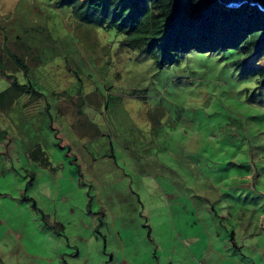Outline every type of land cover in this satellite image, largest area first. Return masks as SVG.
Returning <instances> with one entry per match:
<instances>
[{
	"label": "rangeland",
	"instance_id": "obj_1",
	"mask_svg": "<svg viewBox=\"0 0 264 264\" xmlns=\"http://www.w3.org/2000/svg\"><path fill=\"white\" fill-rule=\"evenodd\" d=\"M37 1L47 8L41 0H0V22L8 35L14 34L7 13L17 6L18 12H24V24L34 25L33 43L53 54L54 48L50 53L48 47L55 36L37 28L49 23L58 27L62 13L52 9L50 19L38 11ZM15 23H20V15ZM77 34L89 69L94 72L96 63L103 67L104 77L97 71L100 80L83 77L82 81L62 56L48 55L52 59L46 66L36 67L40 61L31 59L36 51L25 52L35 78H44L40 81L44 96L28 110H21L23 100L8 108L11 113L0 107V264H29L38 258L41 263L43 256L56 260L58 248H63L66 262L178 264L187 259L188 264L201 263L212 242L235 243L225 235L235 226L238 210L244 213L245 225L235 228L236 242L245 246L241 252L247 254L251 244L264 248V231L254 234L264 222V174L246 192H231L230 187L222 192L217 186L223 172L229 176L240 164L242 129L246 134L248 128L251 135L245 148L249 153L257 151L259 125L252 120L264 116V88L256 77L239 75L220 53L193 54L196 70L185 58L155 69L142 60L143 54L136 50L131 54L116 39L110 41L87 28ZM112 77L119 90L129 92L143 83L147 94L122 95L118 100ZM78 104L83 113L75 116ZM133 117L150 126L143 130L149 143L134 149L124 144L132 133H140V120ZM241 119L240 130L229 129ZM236 131V138L228 137ZM164 139L171 141L168 148L162 147ZM40 147L49 163L33 157ZM177 149L180 163L171 161ZM199 149L211 166L219 165L209 178L214 182L186 185L188 167L182 162ZM200 193L211 194V202L200 199ZM236 250L234 256L239 255Z\"/></svg>",
	"mask_w": 264,
	"mask_h": 264
},
{
	"label": "trees",
	"instance_id": "obj_2",
	"mask_svg": "<svg viewBox=\"0 0 264 264\" xmlns=\"http://www.w3.org/2000/svg\"><path fill=\"white\" fill-rule=\"evenodd\" d=\"M41 2L47 8L40 7L38 1L36 8L46 17L52 18V9L57 14L62 13L60 14L63 18L62 24L58 27L49 23L44 28L41 26L37 28L55 36V39L51 38L52 43L48 47L50 53L54 48L53 54L45 53L41 47L33 43L34 38L31 33L34 25L27 27L24 24V12H18L17 6L7 13L12 20L14 34L8 35L6 27L0 22V37H2L0 41V107L8 113H11L8 108H12L15 103L21 105V100H23L21 110H28L33 104H38V99L44 96L43 85L40 82L44 78L38 75L37 79L35 78L34 68L32 69L26 62L25 52L36 51V54L31 53L32 61H40L34 65L36 67H45L47 61L52 59L48 58V55L62 56L68 62L70 69L75 67L77 73L83 72L90 80H99L97 74L93 76L95 71L89 69L88 62L84 61L82 56L83 51L79 44L81 39L77 31L84 28L109 36L110 41L119 40L129 48L131 54L136 50L149 58L143 57L142 60H148L151 68L155 69L157 66L181 63L185 58L192 63L191 69L196 70L197 58L192 61L193 54L198 52L205 57L203 53H220L225 63L237 69L239 75L254 80L256 77L258 86L264 88V12L254 5L227 7L220 0H41ZM17 13L20 15L19 24L15 23V20L19 18ZM70 17L72 18L68 20ZM18 28L21 29L18 31ZM10 36H12L11 41ZM8 42L13 43L14 47L8 45ZM54 46L58 48V51ZM129 57L133 58L131 55ZM148 68L147 66V72ZM96 69L104 75L102 68ZM43 71L44 69L41 72ZM241 81L247 84L246 79ZM55 88L59 93H63V89L58 90V85ZM133 90L129 96L144 91L147 94V89L143 87ZM116 98L122 100V95L116 94ZM196 121L195 119V124H193L194 133ZM241 121L242 119L236 121L235 124L231 123L229 129L234 130L237 126L240 130ZM252 121L259 125L256 131L257 151L249 153L245 148V141H248L251 135L248 128H246V134L242 129L239 138L240 145L237 144L241 149L238 162L240 164L233 168L229 176L225 172L221 175L220 185L217 186L222 192L229 187L231 192L237 189L246 192L249 185H258L261 175L264 174V116L253 117ZM171 126L173 129L174 124L171 123ZM236 132L237 134L228 133V137L236 138L238 131ZM208 134L209 132L204 131L205 138H208ZM144 136L135 145L148 144V135ZM164 141L161 143L162 147L168 148V143L171 141L169 139H164ZM39 149L38 153L33 151L34 156L32 154L31 156L35 160L49 163L46 151L41 147ZM199 151L195 154H188V160L182 162L188 167L189 177L183 180L186 185L189 181L198 185H208L214 182L213 180L211 182L209 178H212L213 168L219 165L211 166L208 156L201 149ZM176 153L177 155L173 156L171 161L180 163L178 149ZM163 162H159L160 165ZM243 181L250 183L243 185ZM198 197L200 199L209 198L208 202L212 200L211 194L200 193ZM243 214L238 210L235 215V226L229 233L232 241L236 237L235 228L239 224L242 226Z\"/></svg>",
	"mask_w": 264,
	"mask_h": 264
},
{
	"label": "crops",
	"instance_id": "obj_3",
	"mask_svg": "<svg viewBox=\"0 0 264 264\" xmlns=\"http://www.w3.org/2000/svg\"><path fill=\"white\" fill-rule=\"evenodd\" d=\"M147 124L144 122L143 119H140V123L138 124L139 127H142L143 129H147ZM146 135H148L146 133ZM143 137V132L141 135L137 136V139H141ZM126 146L130 147L132 149L138 147L137 145H135L137 142H134L133 140H130L129 142L126 141ZM246 185V184H243ZM209 212L211 214H213V212L211 210H209ZM216 213V212H215ZM257 221L259 223V218L260 215H258L257 217ZM241 228H244L243 223L242 226H239V230ZM237 230L235 229V235H237L236 232ZM264 231V222H261V225H258L257 228L254 231V234L258 233V232H262ZM230 231L228 233H226V240L231 239L230 237ZM239 234H241V232H239ZM237 237H235V243L231 242L232 245H228L226 243L223 244H219L216 246V244L218 242H215L211 244L210 249H208V253L205 256L204 262L199 263L198 261H196V264H264V248L262 246H256V244H251L249 245L248 249L249 252L247 254L242 253V249L245 247L242 244H239L236 242ZM236 249H239V255L238 256H234V252L233 251H237ZM231 250V253L229 252ZM188 251H191V249L188 247ZM24 255L29 256V254L23 250L22 251ZM233 252V253H232ZM55 255H57L59 257V259L56 260H52L53 258L50 259H46L45 256L42 257L43 261L40 263V258H38L37 261H30L29 264H87L86 262H81V261H77V262H66L65 261V257H64V252H63V248H58L57 251H54ZM234 256V258L231 259V257ZM20 264V263H18ZM127 264V262H126ZM130 264V263H128ZM178 264H188V260L184 259V260H179Z\"/></svg>",
	"mask_w": 264,
	"mask_h": 264
},
{
	"label": "clouds",
	"instance_id": "obj_4",
	"mask_svg": "<svg viewBox=\"0 0 264 264\" xmlns=\"http://www.w3.org/2000/svg\"><path fill=\"white\" fill-rule=\"evenodd\" d=\"M247 4H250V3H247ZM246 5V4H245ZM240 6H243V5H239V6H233V7H240ZM254 6H256V7H258L261 11H263L264 12V9H262V8H260L259 6H257V5H254ZM232 7V6H231ZM114 40V39H113ZM119 41V40H118ZM124 44V43H123ZM125 45V44H124ZM121 46H122V43H121ZM126 49H128V51H130L129 50V48L126 46ZM91 57H93L92 55H90ZM110 57V56H109ZM105 63H107L106 61H105ZM88 64V63H87ZM93 68H94V71H95V74H97V69L96 68H98L97 67V64L95 63L94 64V66H93ZM99 68H102L103 69V67H99ZM98 68V69H99ZM102 69H101V71H102ZM80 73V72H79ZM101 73V72H100ZM102 73L104 74V76L106 75V73L104 72V71H102ZM108 73V72H107ZM81 75V78H82V80H83V77H85V78H87V79H89L88 78V76L86 75V74H84L83 72L82 73H80ZM98 75V74H97ZM102 77H104L103 75H101ZM114 76V75H113ZM97 79H99V77L97 76ZM90 80V79H89ZM100 80V79H99ZM114 80V78L112 77V78H110V83L112 84V81ZM91 82H92V80H90ZM117 85L118 84H116V83H113L112 85H111V87H113V88H115L116 90L115 91H117V92H120V93H117V94H120V95H125V96H129L130 95V92H133L134 90L133 89H130V91L128 92V91H125V90H119V89H117L116 87H117ZM143 86V83L141 84H137V85H135L134 87H132V88H137V87H142ZM123 99V98H122ZM75 104H76V102H75ZM76 107L78 108V111H77V113H75V116H77V115H80V114H82L83 112H82V110L81 109H79V107H80V104H78V106L76 105ZM62 111H63V109H61ZM63 116H64V118L65 119H67L66 118V116L67 115H64L63 114ZM136 119H138V120H140L139 118H137V117H133V120L134 121H136ZM144 120V122L147 124V121L145 120V119H143ZM173 123V122H172ZM147 126V129L146 130H148V128H149V124H147L146 125ZM138 128V130L140 131V133H132V135H133V137L130 139V140H133L134 142H137L138 140H136L137 139V136L138 135H141L142 134V132L141 131H143L144 129L142 128V127H137ZM148 134V133H147ZM144 135H146V132H143V137H145ZM149 135V134H148ZM130 140H128V142L130 141ZM250 182H248V181H246V185H248Z\"/></svg>",
	"mask_w": 264,
	"mask_h": 264
},
{
	"label": "water",
	"instance_id": "obj_5",
	"mask_svg": "<svg viewBox=\"0 0 264 264\" xmlns=\"http://www.w3.org/2000/svg\"><path fill=\"white\" fill-rule=\"evenodd\" d=\"M227 7L239 6L242 4L250 3V5H257L264 9V0H220Z\"/></svg>",
	"mask_w": 264,
	"mask_h": 264
},
{
	"label": "bare ground",
	"instance_id": "obj_6",
	"mask_svg": "<svg viewBox=\"0 0 264 264\" xmlns=\"http://www.w3.org/2000/svg\"><path fill=\"white\" fill-rule=\"evenodd\" d=\"M242 5H245V4H242Z\"/></svg>",
	"mask_w": 264,
	"mask_h": 264
}]
</instances>
